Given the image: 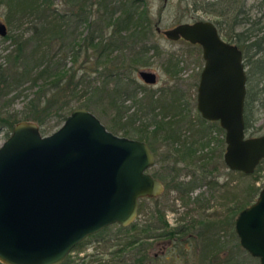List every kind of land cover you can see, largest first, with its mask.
Wrapping results in <instances>:
<instances>
[{"label":"trees","instance_id":"obj_1","mask_svg":"<svg viewBox=\"0 0 264 264\" xmlns=\"http://www.w3.org/2000/svg\"><path fill=\"white\" fill-rule=\"evenodd\" d=\"M60 1L64 8L59 5L60 2L55 5L54 0H2L8 24L16 20L20 26L28 21L30 32L8 31L4 36L10 43L6 47L5 62L0 63V100L12 91L15 92L13 97L24 90L31 89L33 93L27 94L26 103L19 111L5 112L0 105V128H5L9 136L17 122L33 120L40 125L41 133L45 134L53 124L60 127L75 107L84 106L89 109L96 105H106L113 112L110 130L115 133L122 131L124 136L135 134L136 139L146 141L155 153V160L158 155L160 157V165L154 168L153 174L164 183L162 193L175 190L182 202L188 205L190 202L185 197L198 185L200 176L194 173L189 181L180 180L181 169L177 165L182 161L188 165L194 162L193 159L203 161L196 153L217 139L211 134L213 128L221 132L223 128L217 121H210L198 137L194 136L193 127L188 129L191 131V139L182 137L185 133L179 125L185 116L179 110L175 96L160 94L156 98L154 91L149 90L143 99L136 97L139 89L145 87L139 80L138 72L146 66L147 51L157 48L156 44L150 43L157 24L152 22L149 6L142 4L144 0H117L118 3L116 0ZM245 4L246 0L194 2L195 8L213 15L225 39L243 49L247 70L244 119L245 131H248L255 121L254 101L259 98L256 86L264 78V25H259L261 18L255 21L248 17L249 10ZM245 24L248 26L241 29ZM82 25H88V28L81 38L79 29ZM256 31H261L262 35H254ZM68 54L73 57V61L71 66L66 67ZM128 98H132L143 110L155 112L159 108V114L162 115L153 121V129H148L149 122L135 127L136 119L127 118L124 121L126 111L122 105ZM52 119L54 122L48 125ZM201 121L202 124L207 122L205 118ZM217 140L221 147L220 154H224L225 138ZM162 141L174 143L168 154L159 150ZM262 167L259 164L255 171ZM240 173L244 176L253 174ZM255 180L247 184L245 196H241L237 186L234 187H237V191L224 204L227 206L225 214L196 220L180 217L176 222L178 225L174 227L168 224L164 210L156 206V218L146 219L142 224L135 220L127 226H116L120 231L144 232L145 237L134 238L132 244L143 238L167 237L170 241L168 248L177 254L166 264H242L238 250L245 249L235 231V218L241 209L256 199L261 188L256 187ZM208 184L214 186L212 181H208ZM225 186L227 189L232 188L228 183ZM199 199L197 196L194 200L197 209L208 208L209 202L201 203ZM224 230L230 232L231 238L236 236L238 240L230 249L220 239L221 231ZM145 244L143 242L139 245V264H145L149 259L144 252L147 250ZM68 259L69 256L63 264L68 263Z\"/></svg>","mask_w":264,"mask_h":264},{"label":"water","instance_id":"obj_2","mask_svg":"<svg viewBox=\"0 0 264 264\" xmlns=\"http://www.w3.org/2000/svg\"><path fill=\"white\" fill-rule=\"evenodd\" d=\"M156 29L169 40L201 46L197 109L225 130L226 166L254 173L264 159V133L245 132L242 49L211 19ZM8 30L0 20V36ZM138 75L145 84L157 81L148 69ZM155 162L146 141L116 134L84 106L73 108L51 134L41 133L33 120H20L0 144V263L62 264L91 234L131 224L141 199L164 189L149 171ZM235 231L242 247L264 264V187L239 211Z\"/></svg>","mask_w":264,"mask_h":264},{"label":"rangeland","instance_id":"obj_3","mask_svg":"<svg viewBox=\"0 0 264 264\" xmlns=\"http://www.w3.org/2000/svg\"><path fill=\"white\" fill-rule=\"evenodd\" d=\"M200 2H205L206 0H198ZM60 2V3H59ZM116 3L117 0L115 1ZM194 2L196 0H144L142 4H147L151 11L152 22L156 23L161 29L166 27H172L180 22L186 21H197V19H211L215 20L213 15L199 8H195ZM55 5L59 3L60 0H54ZM141 4V5H142ZM248 11V17L251 20H258L259 25H264V0H246ZM6 7L0 0V20L6 23L7 28L11 33L16 32H30V24L28 21L24 22L19 26L18 21H13L12 24H8L7 18L5 16ZM248 25L245 24L241 29L246 28ZM255 27H258L254 25ZM156 27V26H155ZM88 25H82L79 29L81 38L85 36L87 32ZM262 35L256 31L254 35ZM253 35V36H254ZM10 40L4 39L0 36V63H4V56L7 52L6 47L9 45ZM150 43L156 44L157 48H151L147 51L148 60L145 67L142 69L151 70L158 75V81L156 84H145L139 77L140 82L144 85V88H140L137 93V98L143 99V96L147 94L149 90L154 91L155 97L158 98L160 94H165V96H175L177 98V105L179 110H182V114L185 116L183 121L180 120L181 125H179L185 136L191 139V131H188L189 127H193L195 132L194 136H199V132L203 130V127L207 128L209 125L207 121L202 124L200 115L197 109V89L199 85L200 72L204 66V60L202 56L201 46L198 44H193L189 41L183 39H178L177 41H172L167 39L164 34L156 30L155 35L150 38ZM73 57L71 55L66 56V67L71 66ZM260 84L256 86L258 91V96L254 101V111L255 121L253 122V127L246 133L259 135L264 133V78L260 80ZM255 88V87H254ZM35 88H33L34 90ZM32 90H24L17 96L13 97V92L8 94L7 97H3L0 100V105L3 107L5 112H14L22 109L26 103L27 94L33 93ZM256 91V90H254ZM253 91V92H254ZM15 93V92H14ZM11 99V100H10ZM132 98H128L122 105L125 112L124 121L127 118L136 119L135 127L142 124H148V129H153V121L160 118L159 108L155 112L149 111L148 109L139 108V104L134 103ZM79 103V102H78ZM77 104V103H76ZM106 106V105H105ZM104 105H96L89 108L93 113H95L100 120L110 128L112 122L111 118L113 112L111 109L106 108ZM105 107V109H103ZM105 110V111H104ZM158 113L159 115H156ZM54 120L48 122V125H52ZM188 126V127H187ZM58 125L53 124L49 131L45 134H51L56 130ZM211 130V128H210ZM6 129L0 128V144L8 137L6 135ZM123 135L122 131H117L116 134ZM225 130L218 131L213 128L212 135L216 136L217 139L222 140ZM136 138L135 134H128L127 137ZM214 139L209 143L208 146H204L196 154L197 157L200 155L203 161L199 159H193V163L188 165L187 162L182 161L178 163L177 167L181 169L180 180L189 181L191 176L195 173L199 175L197 181V186L188 193L185 197L189 200V204L186 205L185 202L178 197V192L175 190H168L157 199L144 198L142 199L141 209L138 210V216L136 217V222L142 224L149 218H156L154 213L155 207H159L164 210L165 218L167 219L170 226L178 225L176 222L180 217H186L189 220H196L199 218L211 217L214 214H225V206L229 202L228 197L232 196L238 189H240L241 196H245L246 186L248 183L255 180L256 187H264V160L260 163L263 169H258L252 176H244L239 171H233L227 168L223 153L220 154V149L218 140ZM172 141H162L160 142V152L163 154H168L171 145L174 146ZM199 145V144H197ZM177 146V145H175ZM225 146V145H224ZM226 148V146L224 147ZM173 157V155L171 154ZM172 157L171 160L172 161ZM159 155L156 157L155 164L149 169L150 172H154V168L160 165ZM207 170H209L207 172ZM208 181L214 182L213 185H209ZM228 183L230 189H227L225 184ZM237 186L236 188H234ZM198 196L200 198L198 201L201 203L209 202L208 208L205 210L197 209V203H195V198ZM141 203V201H140ZM139 203V204H140ZM140 208V207H139ZM154 214L153 216L151 214ZM134 220V221H135ZM156 221V219H155ZM200 225V224H198ZM108 228L101 231L99 234H91L84 241L79 243V247L72 249L68 263L66 264H139L137 259L141 256L139 245L143 242L147 246V253L149 259H147L145 264H160L170 262L177 254L174 250L168 248L170 241L167 237L165 239L152 237L150 239L143 238L142 241L133 242L136 237H143L145 234L140 233L139 230H129L120 231L116 224H110ZM161 230V229H160ZM220 237L221 241L227 244V248L230 249L233 243H237L236 236L231 238L230 232L228 230L222 232ZM145 237V236H144ZM238 237V236H237ZM131 242V243H130ZM130 243V244H129ZM239 249V248H238ZM240 255V261L242 264H260L259 259L249 254V252L238 250ZM151 256V257H150ZM68 258V257H67ZM64 263V262H63ZM62 263V264H63Z\"/></svg>","mask_w":264,"mask_h":264},{"label":"flooded vegetation","instance_id":"obj_4","mask_svg":"<svg viewBox=\"0 0 264 264\" xmlns=\"http://www.w3.org/2000/svg\"><path fill=\"white\" fill-rule=\"evenodd\" d=\"M239 49H240V48H239ZM242 53H243V55H244L243 49H242ZM243 60H244V56H243ZM244 67H245V71H247V70H246V66H245V60H244ZM154 73H155V72H154ZM246 73H247V72H246ZM155 74H156V73H155ZM142 81H143V80H142ZM157 81H158V75H157ZM157 81H156V83H157ZM156 83H154V84H156ZM147 84H148V83H147ZM245 132H246V131H245ZM246 134H247V133H246ZM247 135H248V134H247ZM259 135H260V134H259ZM248 136H251V135H248ZM255 136H256V135H255ZM225 149H226V148H225ZM223 155H224V154H223ZM263 160H264V159H263ZM263 160H262V161H263ZM262 161H261V162H262ZM261 162H260V163H261ZM260 163H259V164H260ZM259 164H258V165H259ZM258 165H257V167H258ZM227 168H228V167H227ZM230 170H231V169H230ZM256 170H257V168H256ZM237 236H238V235H237ZM238 239H239V238H238ZM240 243H241V242H240Z\"/></svg>","mask_w":264,"mask_h":264}]
</instances>
